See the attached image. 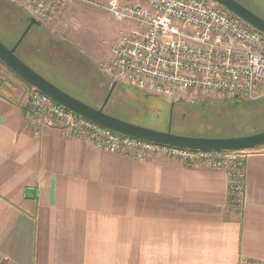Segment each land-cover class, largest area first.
<instances>
[{
	"label": "crops",
	"instance_id": "0c3cea01",
	"mask_svg": "<svg viewBox=\"0 0 264 264\" xmlns=\"http://www.w3.org/2000/svg\"><path fill=\"white\" fill-rule=\"evenodd\" d=\"M25 107L0 97V264L264 262V146L235 193L226 169L108 153Z\"/></svg>",
	"mask_w": 264,
	"mask_h": 264
},
{
	"label": "built area",
	"instance_id": "2783aa9c",
	"mask_svg": "<svg viewBox=\"0 0 264 264\" xmlns=\"http://www.w3.org/2000/svg\"><path fill=\"white\" fill-rule=\"evenodd\" d=\"M35 18L50 20L73 0H9ZM132 28L110 45L100 71L140 93L166 100L220 97L255 100L264 96V34L209 0H108L103 7ZM25 123H58L108 153L135 151L138 158L161 154L212 169H226L230 187L241 189L247 152H200L160 146L113 134L84 120L32 89ZM238 264H264L242 258Z\"/></svg>",
	"mask_w": 264,
	"mask_h": 264
},
{
	"label": "rangeland",
	"instance_id": "374dc122",
	"mask_svg": "<svg viewBox=\"0 0 264 264\" xmlns=\"http://www.w3.org/2000/svg\"><path fill=\"white\" fill-rule=\"evenodd\" d=\"M264 19V0H235ZM107 2L69 1L50 20L35 18L9 0H0V42L12 47L33 18L15 55L65 93L98 109L115 84L105 113L156 131L196 138H228L264 131V96L255 100L178 97L172 100L134 92L105 76L99 64L110 45L132 26L116 22ZM29 19V21H28ZM32 88L0 62V97L23 107ZM128 153V151H127Z\"/></svg>",
	"mask_w": 264,
	"mask_h": 264
},
{
	"label": "water",
	"instance_id": "95a60500",
	"mask_svg": "<svg viewBox=\"0 0 264 264\" xmlns=\"http://www.w3.org/2000/svg\"><path fill=\"white\" fill-rule=\"evenodd\" d=\"M209 1L222 7L227 12L249 25L251 28L264 34V19L245 8L237 1ZM34 25H38V22L31 18L29 24L12 47L8 48L0 42V62L3 63L25 84L44 94L53 102L59 104L80 118L90 121L100 128L106 129L115 134L142 142L183 150L200 152H227L252 150L264 146V131L241 137L196 138L176 135L171 133L170 130L166 132L156 131L123 121L106 114L103 110L110 93L103 102L102 106L98 109L79 101L41 77L15 55L16 49ZM113 86H115V84H113L111 88H113ZM33 195V189H27L25 191V197L27 199H32Z\"/></svg>",
	"mask_w": 264,
	"mask_h": 264
},
{
	"label": "flooded vegetation",
	"instance_id": "af4514ba",
	"mask_svg": "<svg viewBox=\"0 0 264 264\" xmlns=\"http://www.w3.org/2000/svg\"><path fill=\"white\" fill-rule=\"evenodd\" d=\"M111 87H112V86H111ZM111 87H110V89H109V91H108V94H107V96H108L109 93H110V95H109V97H108V100H107V103H106L105 106H104V109H103L104 111H105V107L107 106V104H108V102H109V100H110V97H111L112 91H113V89H114V86H113V88H111ZM107 96H106V98H107ZM106 98H105V99H106ZM105 99H104V101H105ZM104 101H103V102H104ZM103 102H102V104H103ZM102 104H101V106H102ZM101 106H100V107H101ZM100 107H99V108H100Z\"/></svg>",
	"mask_w": 264,
	"mask_h": 264
},
{
	"label": "trees",
	"instance_id": "16d2710c",
	"mask_svg": "<svg viewBox=\"0 0 264 264\" xmlns=\"http://www.w3.org/2000/svg\"><path fill=\"white\" fill-rule=\"evenodd\" d=\"M28 21H29V19H28ZM32 27H34V26H32ZM30 87V86H29ZM32 88V87H31ZM33 89V88H32ZM134 92H138V91H136V90H134ZM138 93H140V92H138ZM113 134H115V133H113ZM115 135H119V134H115ZM119 136H122V135H119ZM136 140V139H135Z\"/></svg>",
	"mask_w": 264,
	"mask_h": 264
}]
</instances>
